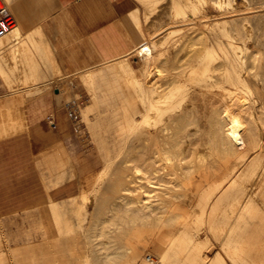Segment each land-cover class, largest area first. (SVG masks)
<instances>
[{"label":"bare ground","instance_id":"1","mask_svg":"<svg viewBox=\"0 0 264 264\" xmlns=\"http://www.w3.org/2000/svg\"><path fill=\"white\" fill-rule=\"evenodd\" d=\"M0 3L3 4L1 0ZM127 3L131 7L129 15L144 37L132 50L104 65L116 62L123 88L132 95L122 107L125 127L117 134L120 151L114 152L122 156L125 142L130 139L132 149L123 156L124 170L120 169L121 174L109 187L121 200L112 199L115 202L107 205L109 214L98 217L96 225L119 231L129 225L141 236H137L133 245L127 242L129 246L121 248L123 251H110L105 246V251L97 252L92 264H110L118 259L123 264H264V258L259 261L253 249L256 241L244 235L264 232L262 172L254 180L264 154V91H258L259 99L252 102L247 87L253 75L249 70L262 57L257 58L256 54L264 50V0H127ZM21 17L22 21L0 37V80L8 88L13 82L18 85V80H14V75L11 78L15 70L10 67L15 64L10 65L3 57L6 50L11 55L19 51L28 53L25 59L31 65L39 64L35 62L34 51L36 55L45 53L44 59L54 55L50 40L43 37L40 41L34 35L37 31L36 34L47 36L43 28L37 25L25 37L33 22L24 21V14ZM251 22L256 28H251L255 29L253 32L249 29ZM250 53L248 61L246 55ZM133 59L137 60L136 66ZM52 63L59 66L55 57ZM36 70L33 72L40 73ZM35 75L31 73L36 79L43 76ZM91 94L94 100L95 86ZM14 104L12 100L6 114H1L4 120L0 126L13 123ZM131 110L133 115L129 116ZM8 129L11 131V127ZM113 156L109 154L106 166L96 173L93 187L78 191L81 198L90 201L91 193L102 186L104 191L108 188L107 182L115 170L109 164L118 161ZM58 207L59 204L50 202L51 226L57 232L56 241L69 242L73 210L62 212ZM77 211L78 219L88 218L87 212ZM204 228L211 236L207 233L199 236ZM160 230L172 233H161L159 238L155 233ZM152 233L159 249V253H154L156 258L145 242L152 240ZM213 240L222 250L211 255V249L206 253V248L212 246Z\"/></svg>","mask_w":264,"mask_h":264},{"label":"rangeland","instance_id":"2","mask_svg":"<svg viewBox=\"0 0 264 264\" xmlns=\"http://www.w3.org/2000/svg\"><path fill=\"white\" fill-rule=\"evenodd\" d=\"M1 1L3 5H6L9 8L11 14L15 16L17 20L16 23L22 21L20 20L22 19V17L20 16L19 18V15L13 9V0H7L8 2L5 0H1ZM7 3L9 4L7 5ZM133 20L134 19L131 18V16L129 15V23H130L129 25H132L133 35L135 36L136 40H138L140 39V34L136 32V23H134L135 21ZM249 26H251L249 27L251 31L253 30L251 28H255V24L254 26H252V22L250 23ZM40 28L42 29V27ZM35 29H36L35 26H30V31L27 32L25 37H27V35L30 32H34ZM255 29L253 31H255ZM36 32H34L35 33L34 35L35 37H37V39L39 37L38 40L40 41H42L43 37L48 38L49 40L52 39V36L50 37L42 36L40 33L36 34ZM50 43L51 46L54 48V55L52 54L49 55L48 59L43 58V56H45V53L42 54L37 52V55L39 54L37 56L34 51L33 55L35 56L36 59L35 62L36 63L38 62L39 64H34V63H33L34 65L27 64L25 57L27 56L28 53L25 55L26 52L23 51H19L18 53L16 52L17 54L12 53V55L16 56L15 58L11 55V53H9L10 50L9 51L6 50L2 54L3 57H5V60L8 63H10V65L15 64L11 66L14 69L10 67L11 70H15L13 71L14 74L12 73L11 78L13 77V75L14 77L16 76L15 79L14 78L13 79L15 81L18 80L17 83L19 86L16 84V82H13L11 84V88H8L6 87V85L4 86L2 81L0 80V95L8 93L6 94V96H4L5 98L0 97L1 120H4L3 115L6 114L5 113L7 111L6 107L10 105L12 100L15 101L14 104L15 107L13 106L12 108L13 110L11 109L12 110L11 114L13 117V120L11 122L13 123H11V126L10 124L9 126L7 125L0 126V134L2 133L1 135L4 136V134L7 135L12 133L14 129L15 131H18V128H20L19 130H23L24 125L25 128L27 129V124H26L27 119L25 120L26 113L25 112L21 113L18 110L20 107L24 108V106L27 103H29L34 99L53 98L56 103L57 114L63 112V118L64 121L66 122L64 125H62V123L60 122L59 123L56 122L55 115L51 116L50 120H51V125L53 127H56L58 123L61 129L63 130L62 131L63 138L59 143L63 144L64 150L62 151V153H56V146H57L56 144L52 148L51 153H48L47 155L44 156L41 155V158L43 160V164L41 166L42 168L41 177H42V182L45 185L47 191L49 190V188L59 187L62 183H65L68 180H73L75 182V189L73 194L68 195L66 197H58V198H50L49 196V199H52L54 204H59V207L57 208L58 210L60 209V211L62 212L64 211L68 212V209L70 208L71 211L73 210V214H72L74 215V218L72 220L73 229L71 230L72 234L69 237L71 239L70 240L71 242L65 243L63 240L56 241L54 239L52 240L51 238L46 237L45 228H43L42 225L43 222L52 223L51 218L53 215H50L48 210L50 207V203H48V200L45 199L38 203L30 204L25 208H22L21 210L11 212L8 215H4L0 217V240L2 241L3 247L7 249V251L8 250L13 251L14 253V255L11 253L9 254V257L7 258L4 264H89V263L92 264V262L94 263L96 260L95 256L97 255V252H99V250L101 249L103 251L105 246L110 251H114V250L119 251L121 250V248H124L125 246L126 247L129 246L128 244L130 243H131L130 245L136 243V241H138V239H136L137 236L138 238L141 236L140 233L134 230L131 226L129 227V225H125L126 227L124 229H120L121 231L112 228H111L112 230H110V228L102 229L100 228V226L96 225V223L99 222L98 219L101 216H104L105 214H109L107 212L108 211L107 205H109L110 202L111 203L115 202L112 199H116V201L121 200V198H117L118 197L117 193L115 194L112 190L110 192L109 187H112V185H114L118 176L122 172L121 170L122 169L124 170L123 168L124 166H122L121 164L123 156L129 153L132 149L131 147L132 142L130 139L127 143L125 142L126 147H124V152L122 156L120 155L116 156L114 152V150L118 152L120 151V145H119L120 141L116 135V129H117L116 119L118 117V111L120 106H119V99H117L115 90L116 87L120 89L124 86L121 76H118L119 70L116 65V62L112 61V63L109 62L108 64H105L107 67H105L104 63L110 59L108 60L93 59L91 63L84 65H75V66L67 65L62 60H60L59 62L58 48L60 45L54 42V45L57 49L55 51V47L53 43L51 41ZM29 53L32 54L31 51H29ZM262 53H264L263 49H261V53H260L261 55L259 53H258L259 55L256 54L257 58H260L258 56H262V57L261 59H257L258 61L256 60L254 64L255 66L251 70H249V74H253L252 76L250 75L249 77L250 82H248L247 84V87H250L248 96L250 97L252 102L259 99L257 95L258 91L261 92L264 91V78H263L264 60H262L264 59L263 58L264 54L262 55ZM53 56L55 57V60L58 62L59 66L57 64L52 63L54 59ZM246 56H247L246 58L249 61L250 57L248 58V56H251V53ZM22 57L25 59L26 64L24 62V59H22ZM46 57L47 56H45V58ZM47 60L49 61L47 62ZM133 64L135 66L137 65L135 59H133ZM29 65L30 68L33 67V69L35 67L37 68L39 67V69L36 68L37 70L36 69L34 70L40 73L33 72L34 71L33 69H30L31 71L33 70L31 72L28 67ZM53 65H54V69L52 67ZM55 65L59 68V71L58 68L56 70ZM47 66L50 68H48ZM24 68L27 69L26 71L28 70L29 71L26 72ZM258 69L259 71H257ZM41 70L43 71V73L41 72ZM21 72L27 73V76L29 75L30 79L32 80L35 77H31V73H33V75L36 74L35 76H37L38 74H41L40 77L42 76V74L43 76L38 79L35 78L32 82L29 79V77L25 75L28 78L26 79ZM56 73L59 74L56 75ZM89 74L90 75L93 74L94 76L93 77L92 75L89 76ZM19 77H21V80H19L20 79ZM89 77L92 78V82H90ZM13 79L12 81H14ZM23 79L27 80V82ZM93 79L95 80L93 81ZM92 86H95V92L97 95V99L95 100L96 105L93 104L94 100L91 94ZM14 88L19 89L17 91L19 94L17 92H11L10 89H14ZM60 91H62V93H60ZM126 93L128 98L130 99L132 95L127 91ZM262 100L264 102V97H262ZM6 101H8L9 104L4 108L1 107V105L4 104ZM90 105H91L90 107L91 110L89 114L92 123H94L93 127L86 125L84 120L85 117V113L83 112L84 107L88 108ZM254 110L257 113V108H255ZM131 115H133L132 110L129 116ZM6 118L8 119V117ZM12 126L14 129L12 128ZM8 127L9 128L11 127V131H9L10 129H8ZM3 128L6 129L7 131L6 130L3 131L4 130ZM106 150L108 151L110 150L111 157L115 154L113 157L116 158V160L118 159V161H115L113 164H109V167L111 166V168L115 170L113 175L110 177V179L107 182L108 188L106 187L107 185L106 186L104 185V187H106V189L108 190L105 189L104 191L102 186V188H100L99 190L91 193L90 201L84 200L83 198H81V195L79 193L82 188L91 189L93 187L92 186L94 184L93 179L96 173L99 170H101L105 164L103 156ZM254 155L255 153L251 154L250 158H252V156ZM119 156L121 158H118ZM263 159H264V154L262 159L260 160L261 166H259L256 170L254 180L258 179L257 174L259 172H262L260 173V176L262 175V177H264ZM116 176L117 178H115ZM53 179H55V181H53ZM46 180L48 181V184ZM109 181L112 183H110ZM81 183L82 185H80ZM78 203H83V205H78ZM77 209H81L82 212L88 213L87 214L88 218L85 219V221L77 218V215L79 214ZM89 214L92 216H90ZM255 218H261V216H255ZM77 222L79 223V225L77 224ZM75 223L78 226L75 225ZM133 230L137 232L138 235H136V233ZM157 230L155 229V232H157ZM100 231L103 232V234L100 233ZM117 231L120 232V234ZM132 231L134 233H132ZM161 231L163 230L158 231L160 232L158 233L159 235L154 231L153 233H155L157 237L161 238V233H165V230L164 232ZM170 232L171 231L165 234L170 235L172 233ZM153 233H152V235L154 236V237L152 236L153 244L151 242L152 240L145 242L150 251L149 253H152V256L156 258V256H154L155 255L154 253H159V249L157 248V240ZM199 233H200L199 235L200 237H204L206 233L209 234L210 232L208 231L207 228H204V230L201 229ZM244 235L250 236L254 239V241H256L253 242L252 244V246L254 247L253 249L258 253V260L259 261L263 260L264 232L252 233L249 235L248 233H244ZM94 248L96 251L94 250ZM151 248H152V252L150 250ZM153 248L156 249L154 250ZM220 248H221L220 244H218L215 240H213L212 246L206 248V253L211 249L210 254L213 255L216 253V251L218 250L221 251L222 249ZM123 250L124 249H122L121 251ZM121 261L122 259H118V260H112L111 262L112 264H119V263L123 264V261L122 262Z\"/></svg>","mask_w":264,"mask_h":264},{"label":"crops","instance_id":"3","mask_svg":"<svg viewBox=\"0 0 264 264\" xmlns=\"http://www.w3.org/2000/svg\"><path fill=\"white\" fill-rule=\"evenodd\" d=\"M13 9L19 17L24 14V21L33 22L31 26L42 27L47 36H52L50 41L53 45L54 42L60 45L59 62L62 60L71 66L88 64L93 59H117L132 50L144 37L137 27L140 39L136 40L133 35L132 25H129L131 7L127 0H13ZM3 85L5 86L4 83ZM115 91L120 106L116 119L117 135L125 127L122 107L130 99L123 87ZM6 94L8 93L1 94L0 97ZM95 96L94 105L96 92ZM8 104L6 101L1 106L6 107ZM90 107L91 105L84 107V120L86 125L93 127ZM19 111L26 113L27 129L24 125L23 130L0 137V217L45 199L50 203L53 200L49 196L66 197L73 194L75 189L73 180H68L59 187L49 188L48 191L42 182L41 155L51 153L56 144V153L64 150L63 144L59 143L63 138V130L58 123L64 125L66 122L63 112L57 114L55 100L34 99L24 108L20 107ZM54 115L58 122L56 127L51 125L50 120ZM109 154L110 150H106L103 168L108 162ZM42 226L46 237L56 240L57 232L52 229L51 223L43 222ZM10 253L14 255L13 251H7L3 247L0 240V264L5 263Z\"/></svg>","mask_w":264,"mask_h":264},{"label":"built area","instance_id":"4","mask_svg":"<svg viewBox=\"0 0 264 264\" xmlns=\"http://www.w3.org/2000/svg\"><path fill=\"white\" fill-rule=\"evenodd\" d=\"M15 24L16 20L11 14L9 8L0 3V37L10 32Z\"/></svg>","mask_w":264,"mask_h":264}]
</instances>
